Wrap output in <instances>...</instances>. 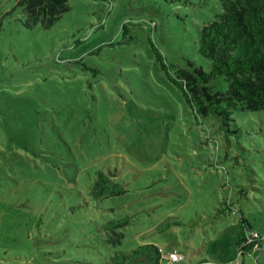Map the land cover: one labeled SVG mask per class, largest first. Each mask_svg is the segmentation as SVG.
Segmentation results:
<instances>
[{"label":"rangeland","instance_id":"374dc122","mask_svg":"<svg viewBox=\"0 0 264 264\" xmlns=\"http://www.w3.org/2000/svg\"><path fill=\"white\" fill-rule=\"evenodd\" d=\"M214 2L68 0L28 28L0 0V264H104L143 243L162 264H264V109L202 115L168 77ZM98 171L124 192L94 197ZM124 215L112 247L103 225ZM241 216L260 243L239 257Z\"/></svg>","mask_w":264,"mask_h":264},{"label":"trees","instance_id":"16d2710c","mask_svg":"<svg viewBox=\"0 0 264 264\" xmlns=\"http://www.w3.org/2000/svg\"><path fill=\"white\" fill-rule=\"evenodd\" d=\"M109 1V0H93ZM23 9L28 28L52 27L68 10V0H17ZM210 12L195 27L196 39L190 46L192 59L178 67L170 81L179 86L186 103L202 115L229 118L235 110L264 109V0H215ZM153 45V43H151ZM155 60L168 74L165 58L153 45ZM223 82L225 88H218ZM124 192L109 176L98 171L93 180V196L102 198ZM228 207L231 204L227 203ZM235 213V211H233ZM130 224L128 215L110 219L103 225L105 241L112 247L122 245L124 229ZM243 216L237 224L238 255L253 251L260 235L248 233ZM258 236L250 238L252 233ZM161 248L143 243L129 250L114 249L104 264H162ZM232 264H244L239 260Z\"/></svg>","mask_w":264,"mask_h":264},{"label":"built area","instance_id":"2783aa9c","mask_svg":"<svg viewBox=\"0 0 264 264\" xmlns=\"http://www.w3.org/2000/svg\"><path fill=\"white\" fill-rule=\"evenodd\" d=\"M253 236L255 237L258 235L254 232V233H252L250 238H252ZM258 248H259L258 243H255L253 246V250H258ZM166 260H167V264H175V263H179L182 260V256L180 254H178L177 251L172 250V251L168 252V254L166 256Z\"/></svg>","mask_w":264,"mask_h":264}]
</instances>
